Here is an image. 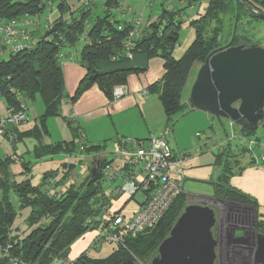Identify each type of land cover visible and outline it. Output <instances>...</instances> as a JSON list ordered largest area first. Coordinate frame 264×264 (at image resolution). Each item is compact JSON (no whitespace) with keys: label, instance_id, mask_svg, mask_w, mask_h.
<instances>
[{"label":"trees","instance_id":"16d2710c","mask_svg":"<svg viewBox=\"0 0 264 264\" xmlns=\"http://www.w3.org/2000/svg\"><path fill=\"white\" fill-rule=\"evenodd\" d=\"M122 1L105 0L103 6L106 9L105 14L92 19L88 31L89 43L83 45L81 58L77 60L85 68L86 75L69 102H77L79 97L93 86H97L109 101H114V88L118 85L126 87L131 74L145 72L148 61L158 57L164 61L165 74L161 80L150 86L148 91L159 96L166 117L171 122L184 108V89L193 66L196 63H204L207 57L218 49L221 27L217 25V28L211 30L215 19L219 13L226 10L236 14L239 9H246L240 0H236L237 3L235 0L230 2L209 0L206 11L198 19L190 20V27L195 29L196 39L185 55L176 59L174 51L178 46L183 24V19L178 16L183 10L177 9L178 11L171 12L170 6H166L169 0H160L162 15L156 22L144 28L142 36L135 41L132 58H129L125 53L123 42L128 36L131 24L125 23L126 28L118 30L117 25L121 22L116 20L113 12ZM186 1L188 7L194 4L197 9L196 3L199 0ZM245 2L253 9L264 13V0H245ZM26 13L40 14L43 13V9L36 1L16 3L13 0H0V21L11 20ZM82 16L80 21L72 18V9L67 2H64L59 8V16L54 20L52 30L46 31L36 46L0 61V99L8 112L11 114L18 112L21 110L22 101L27 102L36 95L41 97L45 105L44 114L36 119L32 129L25 132L38 141L35 148L37 159L48 155L55 156L61 150L69 155L71 153L76 155L79 152L81 128L75 125L74 121L68 120L73 133L71 142L43 145L41 139L48 134L47 119L61 115V107L66 98L62 63L57 58V54L66 49L77 48L82 34L87 29L85 21L91 20L90 12H84ZM251 16L260 20L254 15ZM239 45L244 44L233 35L226 48ZM260 127L264 128V122ZM235 130L239 136L259 144V139L254 137L257 130L238 126H235ZM225 134L226 138L229 134L227 132ZM16 138L18 141L21 140L19 134ZM87 144L89 147L86 154L103 152L106 147ZM230 149V145L224 147L223 152L217 155V163L224 168V171L214 183L216 187L213 197L247 206L250 203L245 200V195L232 188L229 183L228 174L239 168L235 162L236 155L229 152ZM241 149H243L241 153L248 152L245 145ZM10 161L11 159L8 158L0 160V173L4 172L8 175ZM249 164H255V161L251 159ZM63 168L67 171L64 176L66 180L75 166L64 164ZM61 169L46 173L40 187L33 185L29 179L9 185L7 181L0 180V248L4 250L10 246L8 254L0 260V264H13L11 258L18 260L19 264H67L73 243L89 232L100 231V221L106 215L103 206L110 201L104 186L99 181L93 183L89 177L82 185L83 190L75 189V185L71 184L61 198H54L48 194L46 187L48 180ZM11 193L17 197L19 209L12 203ZM186 197L185 193L178 196L163 221L155 229L137 237H129L125 247H116L112 244L115 249L108 257L94 258L85 252L72 264H123L133 259L132 256L141 262L152 259L157 255L159 246L169 236L179 215L182 214H180L181 206H177L179 201ZM119 198L121 197H116V200ZM256 207L260 208L257 202ZM27 208L31 210L25 223L27 230L30 231L29 234L25 237L13 235L15 220L19 213ZM256 228L264 234V221H260L258 215ZM41 235L42 241L38 245L36 239ZM103 244L106 242L102 238L95 239L90 250L97 252Z\"/></svg>","mask_w":264,"mask_h":264},{"label":"rangeland","instance_id":"374dc122","mask_svg":"<svg viewBox=\"0 0 264 264\" xmlns=\"http://www.w3.org/2000/svg\"><path fill=\"white\" fill-rule=\"evenodd\" d=\"M71 1L73 0H70V3ZM126 1L127 0H123V4ZM132 1L133 0H131L130 3L131 7ZM140 1L142 0H136L139 5ZM230 1L231 0H229V2ZM144 2L145 0L142 1L141 7H143ZM92 3L93 13L91 14V16L93 17L97 14H95V10H99L100 12L102 11V6L104 5L105 0H92ZM208 3L209 0H203L202 4H200V2L198 1L196 3L197 9L195 10H192L190 9V7H188V2L177 6L179 9L183 10V24L179 34V43L174 51V57L176 59L182 58L196 39V32L194 28L190 27V20L198 19L200 15L206 11ZM145 4V6H148L147 1ZM79 7L80 5L76 9L77 12L74 14H80ZM154 7V13L151 11L150 6H148L143 15H141V11L137 12L136 10L137 17L141 18L142 22H144L149 16H161V6L155 5ZM113 12L116 16V13H119V10H113ZM98 14L100 13L98 12ZM251 15L253 14L247 9H239L236 14H234L232 11L230 12L227 10L219 13L218 17L215 19L214 23L211 26V30L217 28V25L221 27V34L219 37L217 50L226 48L233 35H236L244 45H259L264 48V21L252 18ZM44 33V31H41L42 35ZM84 44V41L79 42L77 45V49L79 51L82 50ZM66 50L69 53V49ZM8 58L9 54L6 53L0 58V61L7 60ZM200 65L201 63H196L193 66L191 75L189 77L190 85H192L196 80L198 71L197 67H200ZM190 85L188 86V88H186L183 96V101L186 102L184 104V108L178 115L173 118L172 122L168 125L167 131L170 142L171 144H173L172 146H176L174 148L178 152V154L186 153L187 155L186 160L182 163L184 176L186 178L183 180L184 193L187 195V197L182 198L179 201L177 207L181 206L180 214L184 211L186 206L191 204L209 205L213 209L221 211V217L223 219L222 234L224 235L225 231H228V229L232 227L231 222L226 220L225 213L228 211L232 213L235 210H243L246 207V205L242 204L235 205L233 204L234 202H229L228 200L211 198L215 193L216 186L214 182L216 183L217 179L211 178V172H213L212 169H214L215 171L216 168L214 165V168H212L210 165L214 164L217 155L223 152L224 147H219L218 145L221 143L220 141L225 138V132H230V125L228 120H223V125L221 126L220 122L216 118L209 116L202 111L194 110L190 106V104H188L190 96ZM156 95L157 94L152 93L151 96L157 97ZM0 102L3 101L0 99ZM26 103L28 107H31V110L29 111V119L25 124L16 127V130L13 125L4 127L0 126V160H4L7 158L11 159L10 163L8 164V175L4 172L0 173V180L3 179L7 181L9 185L14 182L20 183L24 180L29 179L33 185H35L36 187H40L42 185L41 181L44 177V174L47 171L55 168L60 169L64 164H69L75 166L72 171L75 176V179L73 180V184L75 185L74 188H81V190H83L82 185L83 183H86L85 181L90 177V172L94 165V161L91 159V157H94L95 153L90 155V157L88 158L81 157L79 153L77 155L71 156L73 153L69 155L61 150L54 157L48 155L47 157L37 159L35 148L38 145V141L33 136H28L27 134H25V132L32 129L36 118H39L44 114L45 105L39 95H36L35 98L28 100ZM47 129L48 134L43 136V138L41 139V144L43 145H55L57 143L71 142L73 140V133L69 127L68 119L64 120V118L60 116L49 117L47 119ZM256 130L257 131L254 137L258 138L264 147V128L260 127ZM10 132L15 133L16 137H18L19 134L21 140H17L15 144H12L9 139L11 134ZM218 136L221 138V140H218ZM208 137H211V142L202 146V143H204L205 141L208 142ZM106 143L107 146L105 147L104 151L109 154V157H111V153L117 150L118 145L115 146V149L113 150L114 145L109 141H107ZM176 143L179 146L175 145ZM229 145L231 146L230 150L233 149V151H235L238 146V141L232 140L230 143H227L225 147H228ZM198 157H202V159L199 158V160L197 159ZM215 176L216 174L214 175V177ZM117 186H119V181H116L113 184H106L105 188L106 190L110 191ZM10 198L14 206L19 209L16 196L11 193ZM121 199L122 202H124L126 200V196L125 198L121 197ZM143 200V194L136 195L132 200L128 198L129 202H126L127 204L122 210V214L129 218L135 211L138 210L139 204ZM30 213L31 210L29 208L24 209L19 213L14 223L13 235H20L21 237H25L29 234L30 231L27 230V226L25 223ZM244 252L245 253L242 254H236L234 251H231L228 256L223 255V259L221 260V262L225 264L226 260L228 259H238L242 263L257 264L253 256L247 254L246 251ZM132 258L135 260V264H150L151 262L150 258L145 262H141L133 256ZM70 264H72V262Z\"/></svg>","mask_w":264,"mask_h":264},{"label":"built area","instance_id":"2783aa9c","mask_svg":"<svg viewBox=\"0 0 264 264\" xmlns=\"http://www.w3.org/2000/svg\"><path fill=\"white\" fill-rule=\"evenodd\" d=\"M13 1L16 3L36 1L42 7L43 13L35 15L26 13L23 16L11 20L0 21V58L6 53L10 56L36 46L45 34L42 35L41 31L46 32L52 30L53 22L59 16L60 6L64 2H67V0ZM92 4V0H82L79 7L81 13L73 14L72 18L80 21L84 12H90L92 14ZM120 6L114 10H119L121 8ZM189 7L192 10L196 9L194 4ZM170 10H172L171 12H176L173 5L170 6ZM178 17L182 18L181 15ZM85 24L87 25V29L82 34L81 41L88 44V31L92 22L88 19L85 21ZM117 27L118 30L126 28L124 23H120ZM143 27L141 18L136 17L131 23V29L123 42L125 53L129 58H132L135 41L143 34ZM80 53L81 50L76 53L75 60L81 58ZM57 58L62 63L67 59V56L61 51L57 54ZM148 92V90L144 91L143 95L146 96ZM127 95L128 91L125 86L118 85L114 88V101L123 99ZM28 111L29 107L25 101L21 103V110L13 114L7 111L4 102H0V126L13 125L15 128L21 126L28 120ZM229 125V135L222 139L225 143L224 146L232 140H237L238 147L241 148L245 145L247 151L253 156L255 163L264 167V156L254 153L258 143L254 140H248L239 136L235 130L236 125L232 121H230ZM10 133L9 139L14 144L17 141L16 135L15 133ZM79 145L78 153L81 157H86V150L89 145L83 140V136L79 141ZM111 154L112 156L109 157V154L105 151L95 153L92 159L97 158L103 160L99 182L102 183L104 188L106 184H113L119 181V186L116 188L110 191L105 188L110 201L103 206L106 215L100 221L101 229L95 239L102 238L104 242L111 243L116 247H125V242L129 237H137L149 230L155 229L163 221L178 196L184 194L183 180L185 176L182 163L186 160L187 155L186 153L175 154L165 135L151 136L147 140L120 138L117 150ZM66 172V170L61 169L53 178L48 180L46 190L52 197L57 199L61 198L67 188L74 183L75 176L72 175L73 172L69 173L68 178L65 180L64 176ZM59 173L62 174L60 178ZM138 194H143L144 200L139 204L138 210L129 218L122 214L125 206L120 210H115L114 203L116 197L126 196L132 200ZM9 248L10 246L4 250L0 248V260L8 254ZM217 255L218 264H224L221 262L223 252L221 255L217 250ZM11 262L13 264H19L18 260L14 258H11ZM225 264L246 263H242L238 259H228Z\"/></svg>","mask_w":264,"mask_h":264},{"label":"crops","instance_id":"0c3cea01","mask_svg":"<svg viewBox=\"0 0 264 264\" xmlns=\"http://www.w3.org/2000/svg\"><path fill=\"white\" fill-rule=\"evenodd\" d=\"M142 1H140L139 5L136 0H133L132 7L130 6L131 0H127L124 4L122 1L119 13H116V20L124 24H131L134 21L135 17H137V12L141 11V15H143L148 6H150L151 11L154 13V6H161L162 4L160 3V0H145L143 7H141ZM146 1L148 2V6H145ZM186 2V0H169L166 4L169 6L173 5V7L177 10L179 9L177 6ZM199 2L200 4H202L203 0H199ZM81 3L82 0H73L71 1V3L70 0H68V4L72 9L73 14L77 12L76 9L79 5H81ZM103 6L101 12L99 10H95V14H98V12L100 14H96V16L91 17V22L93 18L103 16L105 14V9L103 8ZM181 16L183 19V12ZM159 17V15L149 16L146 21L143 22V28L148 27L150 24L156 22ZM77 48L69 49V53L67 52V50L63 52L67 56V59L62 62L61 66L65 80L66 98L63 101L61 107L62 109L60 117L64 118V120L68 119L74 121L75 125L81 128L83 140L92 146H107L106 142L109 141L114 145V150L115 146L119 145L120 138L147 140L151 136L165 135L174 153L178 154V152L174 148L176 146H172L173 144H171L167 134L168 125L172 121L169 122V120L167 119L161 99L158 95H156L157 97L151 96V92H148L146 96L143 95L144 91H147L150 86L163 78L165 74L164 61L158 57L152 58L148 61V67L145 72L140 74H131L126 85L128 95L123 99L111 102L108 100V98H106L104 93L97 86H93L89 90L84 92L79 97L77 102L71 103L69 102V99L75 95L81 80L86 75L85 68L79 64L77 59L75 60V55L79 51ZM198 69L199 66L197 67V70ZM189 83L190 78L187 81L184 93L186 88H188V86L190 85ZM193 84L190 85V91ZM183 103L185 104L186 102L183 101ZM30 110L31 107H29V111ZM210 138L211 137H208V142L205 141L201 145L203 146L204 144L206 145L210 143ZM219 139L221 140V138L218 136V140ZM220 142L221 143L218 146L225 147L224 141ZM175 145L179 146L177 143ZM241 150L243 149L237 146V149L235 151H233V149L232 151H229L232 154L236 155L235 162H237L239 168H235L233 171H231L230 174H228V177L231 187L239 190L242 195H245V200H247L250 204L247 205L248 209H246L245 207V209L243 210H235L232 213L228 211L225 213L226 220L231 222L232 227H230L228 231L224 230V235L222 234V212L215 209L216 213L219 216L220 226L219 230L215 231V235H217L220 240H226V237L228 236L227 234L230 235L233 230L235 233V237H243L244 235L248 236L250 234V226L246 224V222H242V220H252L253 217H255V219L257 220L258 215L259 220L264 221V167L259 166L256 163L249 164L251 159L254 160L253 156L250 154V152L241 153L243 152ZM263 150L264 147L261 142H259L258 146L254 150V153L264 156ZM92 154L93 153L86 154V157L89 158ZM93 158L94 157L92 156L91 159ZM199 158L202 159V157H198L197 159ZM217 160L218 159L215 158L214 164L208 165H210L212 168H214L213 165L215 166L216 169L215 171L214 169H212L213 172H211V178H216L218 180L220 175H222L224 168L217 163ZM62 169L65 170L63 167ZM57 170H59V168L51 169L46 173ZM60 173L59 178L62 176V174ZM215 174L216 176L214 177ZM72 175L74 174L72 173ZM43 179L41 181V184L43 182ZM213 196L211 198H214ZM126 202H129L128 197H126V200L124 202H122L121 198L117 199L114 203L115 210L122 209L127 204ZM256 202L260 206L259 209L256 207ZM233 204L236 205L241 203L234 202ZM256 220L255 223H253L255 235L261 233L256 228ZM98 234L99 233L96 231L89 232L83 237L76 240L70 248L67 263L69 264L73 262L85 252L94 258H105L111 255L114 252L115 247L110 243L103 244L101 247H99L97 252H93L90 250L91 244L98 236ZM242 244L243 248L239 249V251L237 249L234 250V247H230V251H234L236 254H242L245 253L244 251H246L247 254L252 256L251 251L248 250V248L250 247L245 246L246 244H244L243 242ZM255 253L256 247L255 252L253 253V257L256 262Z\"/></svg>","mask_w":264,"mask_h":264},{"label":"water","instance_id":"95a60500","mask_svg":"<svg viewBox=\"0 0 264 264\" xmlns=\"http://www.w3.org/2000/svg\"><path fill=\"white\" fill-rule=\"evenodd\" d=\"M254 16L264 21V13L240 0ZM189 104L194 110L216 118L232 121L251 130L264 122V48L259 45H239L219 49L210 54L198 69L191 88ZM103 160L96 159L90 172L91 181L101 177ZM255 223V217H253ZM219 216L209 205L191 204L185 207L169 236L161 243L150 264H216L218 239L214 230ZM237 243L256 247V262L264 264V234L235 237ZM42 235L36 239L39 245ZM123 264H135L129 259Z\"/></svg>","mask_w":264,"mask_h":264},{"label":"flooded vegetation","instance_id":"af4514ba","mask_svg":"<svg viewBox=\"0 0 264 264\" xmlns=\"http://www.w3.org/2000/svg\"><path fill=\"white\" fill-rule=\"evenodd\" d=\"M246 209H248V206H246ZM243 221L246 222L250 226V234H249V236H251V235H252V237L255 236V234H254L255 231L253 229V220L248 219V220H242V222ZM219 228H220V226L217 229L214 230V234H215V231H218L219 230ZM227 235L228 236L226 237L227 238L226 240H224V239L223 240H220V238L217 235H215L217 237V239H218L217 250H218V252H220L221 255H222V252H223V255L224 254L228 255L231 252L230 251V247H234V250L237 249L238 251H239V249L243 248L242 247V245H243L242 243L234 242L232 239H229V234H227ZM229 243L232 244V245H230ZM249 247L250 248H248V250L251 251L252 256H253V253L255 252V246L252 245V244H250ZM216 264H218V261H217Z\"/></svg>","mask_w":264,"mask_h":264}]
</instances>
